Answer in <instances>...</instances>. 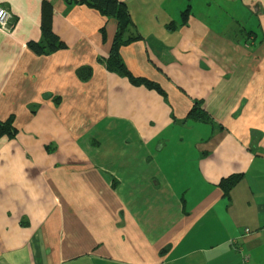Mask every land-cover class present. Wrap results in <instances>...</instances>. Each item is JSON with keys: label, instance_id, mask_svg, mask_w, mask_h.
<instances>
[{"label": "crops", "instance_id": "crops-1", "mask_svg": "<svg viewBox=\"0 0 264 264\" xmlns=\"http://www.w3.org/2000/svg\"><path fill=\"white\" fill-rule=\"evenodd\" d=\"M45 1L66 47L39 54ZM120 1L166 97L106 68L115 19L0 0V264H264V0Z\"/></svg>", "mask_w": 264, "mask_h": 264}, {"label": "trees", "instance_id": "trees-1", "mask_svg": "<svg viewBox=\"0 0 264 264\" xmlns=\"http://www.w3.org/2000/svg\"><path fill=\"white\" fill-rule=\"evenodd\" d=\"M67 2L71 4L86 5L100 11L109 19H115L118 22V26L113 38L110 54L107 58L101 59L106 65V68L110 71L117 72L120 75L127 76L136 85H145L150 89H155L166 97V92L158 83L148 78L134 76V74L126 66L121 56L120 49L122 45L128 44L140 37V35L131 33V27H135V24L125 2L120 0H67ZM188 11L189 9L187 8L183 12V16H185ZM41 26L42 39L40 41H31L29 43V47L31 49L41 54L53 53L66 47V44L53 30V7L52 4L47 1L43 3ZM252 33L253 32H250L249 34ZM103 34L106 39L105 32H103ZM81 70H84V68L77 71L78 75L82 79L88 78L87 75L83 76ZM188 117L197 121L214 122L211 116H209V114L203 109L200 101H195ZM14 123V115H11L7 120H0V138L2 136L13 138L17 135L18 128H16ZM242 176L243 175L241 173H235L221 180L219 186L223 189L225 196H229L232 188L240 182Z\"/></svg>", "mask_w": 264, "mask_h": 264}, {"label": "built area", "instance_id": "built-area-1", "mask_svg": "<svg viewBox=\"0 0 264 264\" xmlns=\"http://www.w3.org/2000/svg\"><path fill=\"white\" fill-rule=\"evenodd\" d=\"M13 14L12 12L0 4V27L10 30L13 28ZM247 260V259H246Z\"/></svg>", "mask_w": 264, "mask_h": 264}, {"label": "rangeland", "instance_id": "rangeland-1", "mask_svg": "<svg viewBox=\"0 0 264 264\" xmlns=\"http://www.w3.org/2000/svg\"><path fill=\"white\" fill-rule=\"evenodd\" d=\"M247 25H250V23H247Z\"/></svg>", "mask_w": 264, "mask_h": 264}]
</instances>
